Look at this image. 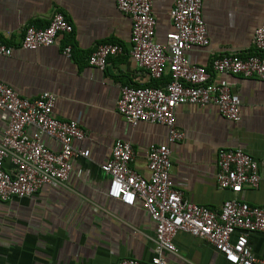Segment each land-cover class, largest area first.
<instances>
[{
  "label": "crops",
  "instance_id": "obj_1",
  "mask_svg": "<svg viewBox=\"0 0 264 264\" xmlns=\"http://www.w3.org/2000/svg\"><path fill=\"white\" fill-rule=\"evenodd\" d=\"M173 1L153 0L159 42L172 30ZM55 12L72 23L73 32L52 47L33 52L16 48L10 57H0V82L28 100L52 93L54 117L78 123L85 137L73 146L88 150L89 156L73 160L63 186H45L31 197L0 201V264L149 262L154 224L140 202L127 207L106 196L108 177L100 167L120 139L133 148L131 168L149 176L146 150L152 144H164L167 129L148 123L129 126L117 113L116 103L123 86L151 87L162 81L152 80L131 59V23L117 10L115 0H0V39L16 45L26 27H46ZM201 12L208 45L187 51L192 64L208 68L220 55L253 53L252 33L264 27V0H203ZM103 44L119 45L122 52L110 56L106 68L99 71L87 59ZM68 46L72 52L66 59L62 52ZM211 80L229 85L241 120L228 121L213 106H179L176 125L183 139L169 146L171 179L188 202L212 211L233 197L264 208V82L214 73ZM7 123L8 115L0 111V138ZM27 132L32 134L34 129ZM42 140L49 149H59L56 140L46 136ZM220 149H241L257 161V188H245L234 196L216 186ZM5 168L11 166L6 163ZM173 242L178 252L166 254V264H229L203 239L179 232ZM248 243L253 255L264 261V232L249 233Z\"/></svg>",
  "mask_w": 264,
  "mask_h": 264
},
{
  "label": "built area",
  "instance_id": "obj_2",
  "mask_svg": "<svg viewBox=\"0 0 264 264\" xmlns=\"http://www.w3.org/2000/svg\"><path fill=\"white\" fill-rule=\"evenodd\" d=\"M203 0H174L169 11L172 30L163 42L156 40L153 0H115L117 10L131 23L129 55L136 67L145 70L154 81L168 78L161 87L120 88L117 113L131 126L157 124L167 129L164 144H152L146 150L149 176L143 177L130 166L134 158L130 143L115 140L109 159L100 167L108 177L106 196L127 207L140 202L154 224L153 256L149 262L123 259L117 264H166V254H177L173 238L179 232L203 239L229 264H264L249 246L248 234L264 232V208L250 206L233 197L218 211L188 202L171 179L170 145L183 139L176 125V109L182 105L213 106L220 116L237 123L241 111L228 84L211 80L216 75L257 78L264 82V27L252 33L253 53L247 57L224 54L209 67L192 64L186 53L208 45L202 18ZM73 32L72 23L62 13L52 14L44 28L28 26L16 45L0 39V57H10L14 49L37 51L56 45L63 35ZM71 48L62 55L69 59ZM122 52L119 45H99L88 57V64L103 71L110 56ZM56 97L50 92L28 100L0 82V111L8 123L0 138V201L31 197L45 186H63L72 171L73 160L88 158V150L73 146L84 140V132L75 121L54 117ZM28 128L34 132L29 134ZM46 136L57 141L53 151L43 142ZM8 163L11 168H5ZM260 182L256 160L241 149H220L216 159L215 183L234 196L245 188L255 189Z\"/></svg>",
  "mask_w": 264,
  "mask_h": 264
},
{
  "label": "trees",
  "instance_id": "obj_3",
  "mask_svg": "<svg viewBox=\"0 0 264 264\" xmlns=\"http://www.w3.org/2000/svg\"><path fill=\"white\" fill-rule=\"evenodd\" d=\"M162 81V83L159 85V83L157 84V82L154 84V85H152L151 87H161L165 82H167L168 81V78L166 77V76H164L163 77V79L161 80Z\"/></svg>",
  "mask_w": 264,
  "mask_h": 264
}]
</instances>
